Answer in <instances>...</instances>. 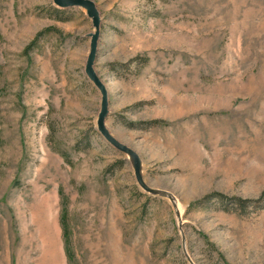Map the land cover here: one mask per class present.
Wrapping results in <instances>:
<instances>
[{
	"label": "rangeland",
	"instance_id": "1",
	"mask_svg": "<svg viewBox=\"0 0 264 264\" xmlns=\"http://www.w3.org/2000/svg\"><path fill=\"white\" fill-rule=\"evenodd\" d=\"M83 1L0 0V264H264V0Z\"/></svg>",
	"mask_w": 264,
	"mask_h": 264
},
{
	"label": "water",
	"instance_id": "2",
	"mask_svg": "<svg viewBox=\"0 0 264 264\" xmlns=\"http://www.w3.org/2000/svg\"><path fill=\"white\" fill-rule=\"evenodd\" d=\"M55 3L59 4V5H69V4H74V5H79L81 6L82 8H85L87 11H88V14L89 16H91L93 19V25L94 27L97 29L98 28V23H99V18H98V15L96 13V10H95V7L94 5L91 3V2H88V1H83V0H54ZM95 35L92 36L93 38V41H95V38H94ZM96 37V36H95ZM89 66V65H88ZM87 71L88 73L90 74V77L92 78V74L90 73V70L87 68ZM104 93V92H103ZM104 114H105V111L104 109L102 110V113L100 114L99 116V121H98V125H99V131L105 136V138L114 143L113 140H111L109 138V136L106 134L105 130L103 129V126H102V119L104 117ZM119 148H123L122 146L120 145H117ZM144 189L146 191H149L147 188L144 187ZM153 193V192H152Z\"/></svg>",
	"mask_w": 264,
	"mask_h": 264
},
{
	"label": "bare ground",
	"instance_id": "3",
	"mask_svg": "<svg viewBox=\"0 0 264 264\" xmlns=\"http://www.w3.org/2000/svg\"><path fill=\"white\" fill-rule=\"evenodd\" d=\"M140 182V181H139ZM140 184H142V182H140ZM109 217V216H108ZM111 218V217H110ZM110 219H108V221H109ZM107 221V222H108ZM115 222H112V223H110L109 224V226H110V228H113V225H114V227H115V225L116 226H118L119 225V223L117 224L116 222H119V220H114ZM109 230V229H108ZM111 230H114V229H111ZM110 231V230H109ZM119 251V250H118Z\"/></svg>",
	"mask_w": 264,
	"mask_h": 264
},
{
	"label": "trees",
	"instance_id": "4",
	"mask_svg": "<svg viewBox=\"0 0 264 264\" xmlns=\"http://www.w3.org/2000/svg\"><path fill=\"white\" fill-rule=\"evenodd\" d=\"M239 202H242V201L239 200ZM244 203H245V202L243 201V204H244Z\"/></svg>",
	"mask_w": 264,
	"mask_h": 264
}]
</instances>
